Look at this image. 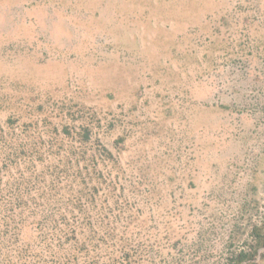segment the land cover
<instances>
[{"label": "rangeland", "instance_id": "obj_1", "mask_svg": "<svg viewBox=\"0 0 264 264\" xmlns=\"http://www.w3.org/2000/svg\"><path fill=\"white\" fill-rule=\"evenodd\" d=\"M0 264H264V0H0Z\"/></svg>", "mask_w": 264, "mask_h": 264}, {"label": "crops", "instance_id": "obj_2", "mask_svg": "<svg viewBox=\"0 0 264 264\" xmlns=\"http://www.w3.org/2000/svg\"><path fill=\"white\" fill-rule=\"evenodd\" d=\"M230 168V167H229Z\"/></svg>", "mask_w": 264, "mask_h": 264}]
</instances>
